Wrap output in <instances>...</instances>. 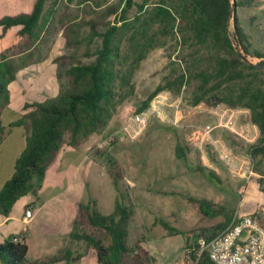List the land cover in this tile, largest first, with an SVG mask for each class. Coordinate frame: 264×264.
<instances>
[{
	"label": "trees",
	"instance_id": "1",
	"mask_svg": "<svg viewBox=\"0 0 264 264\" xmlns=\"http://www.w3.org/2000/svg\"><path fill=\"white\" fill-rule=\"evenodd\" d=\"M234 1L237 7L249 8L261 0H82L91 4L81 16L65 13L61 17L64 45L71 53L51 61L64 67L56 72L58 91L44 98L27 97L19 118L8 124L25 129V145L15 161L14 173L0 190V216L10 217L17 201L41 188L49 166L64 145L79 147L107 127L118 107L134 96V74L147 53L166 47L171 40L178 46L179 71L174 70L166 84L151 92L137 111L146 110L160 91L180 90L192 82L196 84L192 106L225 104L249 110L251 122L259 130L250 152L257 162L258 181H264V67L255 69L243 61L236 47L249 61L264 60V51L252 49V37L239 16L231 14ZM58 2L36 0L31 12L1 18L0 30L6 33L18 28L24 47H31L53 18ZM63 79L65 83L60 82ZM21 82L16 63L1 53L0 140L7 129L4 114L10 104L9 87ZM186 150L178 143L176 157L187 161ZM96 151L106 161L119 197L108 215L102 214L93 201L81 204L71 238L93 249L97 264H137L148 254L140 246L132 249L128 243L133 211L124 203L126 196L121 192L123 171L109 147ZM196 169L207 172L215 184L222 183L215 171ZM186 199L203 217L222 216L225 221L184 233L160 222L170 234L185 236L186 264H213L207 251L200 254V238L210 241L219 236L235 216L241 219L242 214L207 199ZM28 251L24 233L0 237V264H78L82 258V254L67 250L44 261L30 262Z\"/></svg>",
	"mask_w": 264,
	"mask_h": 264
},
{
	"label": "rangeland",
	"instance_id": "2",
	"mask_svg": "<svg viewBox=\"0 0 264 264\" xmlns=\"http://www.w3.org/2000/svg\"><path fill=\"white\" fill-rule=\"evenodd\" d=\"M34 1L0 0V19L6 16H16L23 12H31ZM108 1L112 3L117 0ZM89 4L91 2H82V0H59L53 18L42 29L40 36L31 47H24L25 40L18 34V28L11 29L12 33L8 35V39L11 41L0 51V54L6 53L16 63L22 82L20 85L11 84L9 87L10 104L4 114L8 131L11 128L8 124L19 118L20 114L17 113L19 106L24 103L27 97L33 95L41 97L42 95L41 98H44L48 97L45 94L47 89L49 92L58 91L59 85L55 76L56 72L63 71L64 67L51 61L56 57L71 53V50L66 49L64 45L61 17L65 13L81 16L83 9ZM134 13L135 9H132L131 15ZM235 13L239 16L246 32L252 37V49L264 51V0L249 8L236 6ZM113 19L112 17L111 20ZM232 22L233 20L230 26L231 32L233 31ZM16 31L17 33H15ZM177 49L176 42L171 40L166 47H156L147 53L146 58L140 63L134 74V96L118 107L107 127L101 133H97L99 139L89 151L88 160L97 165L100 172H108L106 161L96 149L100 148L99 145L109 136H115V141L109 148L124 174L120 188L126 196V205L133 211V222L134 220L141 221L147 214L160 221L163 220L168 224L183 228L184 222L176 217L175 212L176 210L185 211L188 207L185 198L190 196L218 202L227 209L236 210V212H242L244 207L246 209L250 207L253 210L252 215L257 218L259 225L264 229V181H258L259 174L255 171L258 168L257 162L250 152L251 146L259 137V130L256 127L258 136L255 139L253 135L255 125L251 122L249 110L242 107L230 108L225 104L207 106L201 103L192 106L191 101L196 90V84L192 82L185 84L180 90L165 89L154 97L150 106L162 97L165 98V106L161 107L160 115L155 114L150 118L145 131L138 139L132 140L122 133L127 119L134 112H138L137 109L141 102L159 85L166 84L167 79L176 71H179L178 64L180 62L176 58ZM250 62L255 64L260 60L253 58ZM60 82L65 83V80ZM231 117L233 120L227 127L224 126ZM205 126H210L213 129L209 140L201 139ZM7 129L6 132H8ZM195 131L201 133L199 139L193 137ZM22 132L20 129H12L10 134L14 133L13 135H15ZM178 143L187 148V161L176 157ZM13 144H16L17 147H14ZM201 145L202 149H199L198 147ZM217 146H221L232 158L244 160L246 157H250L255 175L250 179L231 175L218 157ZM22 149L21 142H18L16 137L9 139L0 149V190L14 172L15 153L17 152L19 155ZM197 167L215 171L220 176L222 183L215 184L207 172L197 171ZM81 176L84 178V175H80L77 171L72 174L64 172L56 179L48 174L36 193H30L17 201L11 212V220L1 229L2 235L8 238L11 233L18 232L27 226L29 228V244L31 246L38 245L40 232H51L56 225L55 217H53L55 212L52 209L57 202L56 197L60 196H56V192L58 190L65 191L66 193L61 199L71 196V202L76 203L74 188L82 180ZM82 181L86 190L81 193L80 197L83 203H86L93 200L92 185L89 182V187H87L86 180ZM144 192H148L149 197L153 200H159L160 206L157 210L152 209L151 205L142 203L140 193ZM30 204L36 207L37 213L34 214L33 221L25 226L21 219L24 216L26 205ZM152 205L155 206L154 202ZM100 211L104 214L107 210L100 209ZM170 215L174 217H170ZM3 219L5 218L0 216V221ZM173 220H176L177 224ZM133 222L130 223V232ZM66 229L65 222L63 230ZM152 237L147 236L137 242L131 233L128 243L132 249H136L137 246H143V242L148 238L152 239ZM70 246H72L70 242H61L58 243L56 249ZM44 253L46 258L54 251L46 250ZM36 254L37 252L31 253L30 258L33 259L35 257L33 255ZM86 264H95L94 250H89L86 253Z\"/></svg>",
	"mask_w": 264,
	"mask_h": 264
},
{
	"label": "crops",
	"instance_id": "3",
	"mask_svg": "<svg viewBox=\"0 0 264 264\" xmlns=\"http://www.w3.org/2000/svg\"><path fill=\"white\" fill-rule=\"evenodd\" d=\"M35 2L36 0L34 1L33 6ZM23 13H29V12H23ZM11 31L12 30L10 29L6 33H3V31L0 30V51L3 50V48L10 43L11 39H8V35L12 33ZM15 33H17V31ZM12 84L17 85V83H12ZM45 94L48 96L49 94L48 89L46 90ZM21 105L22 104H20L18 111H20ZM17 113L19 114V112ZM12 129H20L23 132L21 134L13 135L14 133L10 134ZM24 132H25V129L22 127H11L10 130L6 132L3 140H0V149H2V147L8 142L9 139L14 138V137L17 138L18 142H21V147L24 148V145H25ZM98 139H99V135L93 134L80 147L75 148L69 145H64L62 149L59 151L55 161L49 166L46 172V176L48 174H51L53 176V179H56L60 174L64 172L66 174H72V172L74 173V171H77V173L79 172L80 175H84V178L82 176L81 178L82 180H86V182L84 181L86 183V186L89 187L88 185L89 182H90V185H92V196H93L92 201L96 203V206L99 211L100 209L107 210L105 211L106 213H104V215H108L114 211L115 202L118 199L119 194L108 172L107 171L100 172L97 168V165H95L92 161L88 160L89 159L88 155H90L89 151H91L92 147L97 143ZM13 145L14 147H17L16 144H13ZM15 156L17 159L19 156L17 152L15 153ZM82 180H80V182L77 183L74 188L75 189L74 195L77 197V198L75 197L76 203L71 202V196L61 199V197L66 193L65 191L58 190L56 192L57 194L56 196L60 195L58 198L55 196L57 202L52 207L53 211L55 212L53 217H55L54 221L56 222V225L53 227V231L51 232H47V233L40 232L38 245L31 246V244H29V240H28L29 228L26 226V225H29L33 221L34 214L36 215L37 213L36 207L32 204L26 205L24 209V216L21 219V222L26 227H23L18 232L11 233V235L24 233V236L26 237V242L29 246L27 258L30 262L44 261L48 258L64 253L67 250H71L74 255H77L78 253L82 254V258L80 259L78 264H86V253L89 250L93 251V249L87 247L83 241H78V240H74L71 238V234L74 231L73 226H75L74 225L75 221L78 218L79 206L83 204V201L80 196H82L81 193L83 191L85 192L86 190V187L83 184ZM140 197L144 205H151L150 207L154 210H157V208L160 206L159 200L157 199L153 200L151 197H149L148 192L140 193ZM92 201H88L86 203H89ZM125 201H126V197L124 198V203L126 204ZM186 201L188 202V207L185 209V211L176 210L175 212L177 215L176 217H178L182 222H184V227L180 228V227H177L176 225L169 224L171 227L176 228L180 232H183V233L189 232L191 230H195L198 228H211L215 224L222 223L225 221L222 216L216 219H208V218L203 217L200 213L199 208L196 205L190 203L187 199ZM152 202H154L155 206L152 205ZM214 203L220 205V203L218 202H214ZM28 209L33 210V217L29 221L26 222V220H24L25 211ZM100 212L103 214L102 211ZM252 213H253V210L250 207L248 209L244 207L243 211L240 214H242V217H243L246 215H252ZM172 216L173 215H170V217ZM132 219H133V215H132L130 223L133 222ZM255 219L258 222L257 218ZM10 220H11V217H8L0 221V237L1 238H5L4 235H2L1 233V229L5 225H7ZM65 222L67 225V229L64 231L63 223L65 224ZM173 222L177 224L176 220H173ZM131 233H132L133 238L137 242H139L141 238H144L147 236H153L152 239L148 238L146 241L143 242V246H141V249L144 250L148 255L144 257L142 256V259L137 264H186V261H185L186 238L185 236L182 234H170L163 227L160 220L156 219L155 217H151V215L146 214L141 219V221L134 220L133 228L131 232H130V224H129V237L131 236ZM61 242H70L72 246L63 247L61 249H56L58 247V243H61ZM52 247L53 249H51ZM46 250L49 252L54 251V253H50V255L45 258L44 252H46ZM36 252L37 254L33 255L35 257L31 259L30 254L31 253L34 254ZM95 264H97L96 252H95Z\"/></svg>",
	"mask_w": 264,
	"mask_h": 264
},
{
	"label": "built area",
	"instance_id": "4",
	"mask_svg": "<svg viewBox=\"0 0 264 264\" xmlns=\"http://www.w3.org/2000/svg\"><path fill=\"white\" fill-rule=\"evenodd\" d=\"M164 101L165 98L162 97L151 104L148 109L131 114L122 129V133L132 140L138 139L145 131L150 118L155 114L160 115L162 113L161 107L165 106ZM232 120L231 117L225 125H222L227 127ZM212 130V127L205 126L201 139L209 140ZM253 135L255 139L258 136L256 126L253 127ZM200 136L199 131H195L193 134V137L197 139ZM114 141L115 136H109L99 147H110ZM198 148L202 149V145ZM216 152L231 175L248 179L255 175L250 157H246L244 160L232 158L221 146L216 147ZM32 217L33 210H26L24 220L27 222ZM199 244L200 254L207 251L213 264H264V229L252 215L243 216L241 219L235 216L222 234L210 241L200 238Z\"/></svg>",
	"mask_w": 264,
	"mask_h": 264
},
{
	"label": "water",
	"instance_id": "5",
	"mask_svg": "<svg viewBox=\"0 0 264 264\" xmlns=\"http://www.w3.org/2000/svg\"><path fill=\"white\" fill-rule=\"evenodd\" d=\"M235 10H236V3H235V1H234V2H233L232 11H231V14H232V15L235 14ZM236 50H237V52L239 53V55H240V57L242 58V60L245 61L246 63L252 65L255 69H260V68L264 67V60H261L260 62L254 64V63L250 62V61L248 60V58L245 57V56L241 53V51L239 50L238 47H236Z\"/></svg>",
	"mask_w": 264,
	"mask_h": 264
}]
</instances>
